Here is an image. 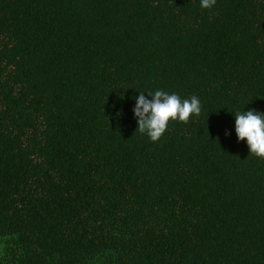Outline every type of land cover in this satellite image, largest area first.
Instances as JSON below:
<instances>
[{
  "label": "trees",
  "instance_id": "trees-1",
  "mask_svg": "<svg viewBox=\"0 0 264 264\" xmlns=\"http://www.w3.org/2000/svg\"><path fill=\"white\" fill-rule=\"evenodd\" d=\"M157 89L202 112L153 143L132 110ZM244 109L264 0H0V264H264Z\"/></svg>",
  "mask_w": 264,
  "mask_h": 264
},
{
  "label": "clouds",
  "instance_id": "clouds-1",
  "mask_svg": "<svg viewBox=\"0 0 264 264\" xmlns=\"http://www.w3.org/2000/svg\"><path fill=\"white\" fill-rule=\"evenodd\" d=\"M217 0H200V6L211 9ZM134 98L133 115L137 121V130L146 135L151 142L161 139L168 129L170 121L187 123L191 116H199L202 102L198 96L182 99L178 93L157 89L154 92H139ZM234 132L237 140L246 142L250 154L264 159V113L255 109L236 110ZM228 132L226 135H230Z\"/></svg>",
  "mask_w": 264,
  "mask_h": 264
}]
</instances>
